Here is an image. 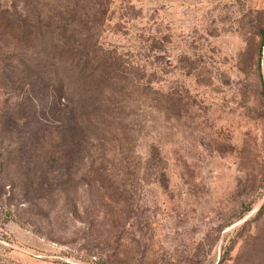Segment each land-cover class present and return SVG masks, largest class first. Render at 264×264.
Listing matches in <instances>:
<instances>
[{"label":"rangeland","instance_id":"rangeland-1","mask_svg":"<svg viewBox=\"0 0 264 264\" xmlns=\"http://www.w3.org/2000/svg\"><path fill=\"white\" fill-rule=\"evenodd\" d=\"M105 17L143 83L113 121H5L28 105L0 83V264H264V0Z\"/></svg>","mask_w":264,"mask_h":264},{"label":"trees","instance_id":"trees-1","mask_svg":"<svg viewBox=\"0 0 264 264\" xmlns=\"http://www.w3.org/2000/svg\"><path fill=\"white\" fill-rule=\"evenodd\" d=\"M110 1L16 0L0 4V39L5 40L0 83L12 88L24 85L22 98L28 105L25 116L12 115L5 121L33 123L40 117L47 122H66L74 129L77 125L72 118L113 121L125 111L127 97L140 91L143 83L136 74L140 70L136 61L99 41ZM89 120L86 127L98 129ZM38 138L35 131L20 144L29 147Z\"/></svg>","mask_w":264,"mask_h":264},{"label":"crops","instance_id":"crops-1","mask_svg":"<svg viewBox=\"0 0 264 264\" xmlns=\"http://www.w3.org/2000/svg\"><path fill=\"white\" fill-rule=\"evenodd\" d=\"M33 264V263H32Z\"/></svg>","mask_w":264,"mask_h":264}]
</instances>
